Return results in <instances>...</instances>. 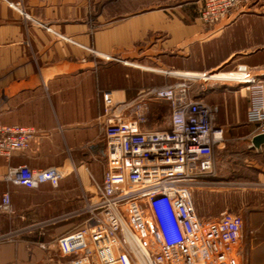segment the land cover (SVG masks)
Instances as JSON below:
<instances>
[{"label":"crops","instance_id":"crops-1","mask_svg":"<svg viewBox=\"0 0 264 264\" xmlns=\"http://www.w3.org/2000/svg\"><path fill=\"white\" fill-rule=\"evenodd\" d=\"M201 4L0 0V125L36 131L27 150L7 161L0 158V194H9L12 207L11 215L0 217V230L13 235L0 242V264L64 261L56 240L81 224L82 218L71 214L103 178L104 171L97 172L94 163L97 155L106 164L101 91L128 101L145 88L189 83L192 95L209 103L210 92L220 85L202 84L206 80L200 75L232 80L229 73L235 66L245 65L264 78L262 3L239 6L211 26L198 18ZM221 68L225 71L219 72ZM156 108L159 124L166 119L162 109L168 110V104L160 102ZM43 154L49 156L44 165L38 161ZM71 154L80 155V161L71 160ZM20 165L65 174L57 186L26 188L5 180L8 169ZM59 216L67 217L42 225ZM243 252L240 263L264 264V241Z\"/></svg>","mask_w":264,"mask_h":264},{"label":"built area","instance_id":"built-area-1","mask_svg":"<svg viewBox=\"0 0 264 264\" xmlns=\"http://www.w3.org/2000/svg\"><path fill=\"white\" fill-rule=\"evenodd\" d=\"M253 1L202 0L199 20L214 25L231 10ZM249 95L246 122L252 136L264 133V78L245 65L229 73ZM103 178L92 195L84 196L72 216L81 224L56 240L60 264H241L242 220L230 212L201 218L193 192L216 177L214 152L223 132L217 107L191 93L189 83L140 90L131 100H117L101 91ZM168 104L166 128L149 127L155 106ZM31 126L0 125V158L29 148ZM65 172L56 168L10 167L5 180L26 188L42 183L57 186ZM0 212L10 215V196L3 193ZM45 220L51 225L66 218ZM11 232L0 234L10 241Z\"/></svg>","mask_w":264,"mask_h":264},{"label":"rangeland","instance_id":"rangeland-1","mask_svg":"<svg viewBox=\"0 0 264 264\" xmlns=\"http://www.w3.org/2000/svg\"><path fill=\"white\" fill-rule=\"evenodd\" d=\"M237 66L230 73H234ZM145 67L156 69L153 66ZM134 70L133 76L136 79L139 76L138 70ZM218 71H225V68ZM218 71L210 73L211 78H215L214 74ZM188 77L196 78L197 76ZM198 77L206 80L205 83L199 81L202 84L220 85L217 91L210 92L211 97L208 100L209 104L217 107L216 123L222 129L224 141L214 152L216 177L194 190L193 205L201 218H217L223 212H230L240 217L243 227L239 255L242 256L245 249L264 241V148L256 150L251 145V133L254 126L248 124L245 117L249 106V95L246 91L240 92L244 85L236 82L239 79L230 74L229 79L232 80H207L201 75ZM154 108L157 110L156 106ZM162 112L163 116L168 115L167 109H162ZM158 122L151 118L148 126L159 127L161 122L159 124ZM96 156L94 163L97 166V172L101 174L105 165L102 159ZM48 157L45 154L41 155L39 164L47 163ZM59 157L60 155H55V160ZM69 158L78 163L81 156L71 154ZM2 194H0V200ZM1 216L6 214L0 212ZM5 231L7 230H0V234Z\"/></svg>","mask_w":264,"mask_h":264},{"label":"water","instance_id":"water-1","mask_svg":"<svg viewBox=\"0 0 264 264\" xmlns=\"http://www.w3.org/2000/svg\"><path fill=\"white\" fill-rule=\"evenodd\" d=\"M168 122V116L166 115V119L161 122V126L159 128H166ZM251 145L254 149L260 150L262 146H264V133L256 134L251 137Z\"/></svg>","mask_w":264,"mask_h":264},{"label":"bare ground","instance_id":"bare-ground-1","mask_svg":"<svg viewBox=\"0 0 264 264\" xmlns=\"http://www.w3.org/2000/svg\"><path fill=\"white\" fill-rule=\"evenodd\" d=\"M242 91H245V89H242Z\"/></svg>","mask_w":264,"mask_h":264}]
</instances>
